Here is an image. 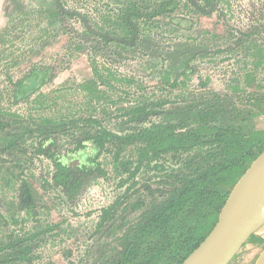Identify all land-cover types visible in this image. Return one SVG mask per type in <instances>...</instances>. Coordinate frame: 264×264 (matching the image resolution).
<instances>
[{"label": "trees", "instance_id": "trees-1", "mask_svg": "<svg viewBox=\"0 0 264 264\" xmlns=\"http://www.w3.org/2000/svg\"><path fill=\"white\" fill-rule=\"evenodd\" d=\"M110 1L115 5L114 13L101 14L100 25L96 24L98 29L90 26L83 15L67 14L62 7L57 9L60 16H77L85 32L81 35L94 39L90 44L91 51L96 55L104 52L109 57L111 49H120L117 55L122 56L135 48L147 47L150 41L154 43L157 40L154 30L162 26L161 18H167L168 24L179 28L186 27V20L176 13L182 7L189 6L195 12L199 10L193 0ZM200 1L209 8L202 9L203 12L199 10L201 13L218 12L219 0ZM262 19L243 30L236 29L237 34L231 36L225 49L214 52H237L244 45L245 57H252L253 52L261 55L255 67L245 74L246 78L257 77L259 67L264 63V40L260 38L264 31ZM205 49L209 48L193 46L183 39L181 43L169 46L165 57L160 56L164 64L160 70L161 79L172 82L169 84L171 90L184 86V79L195 74L194 61L203 55H211L205 53ZM101 55L104 58V54ZM239 55L242 56V52ZM173 62L176 70L172 79L169 77ZM49 72V69L34 68L21 80L10 79L15 102L29 101L36 94L45 98L41 92L50 82ZM254 80L258 81L257 78ZM108 81L95 68L94 79L78 85L82 97L78 104L80 114L71 112L75 108L65 107L59 113L36 121L31 114L12 113L0 107V171L7 177L1 176L13 185L18 183L17 202H8L16 207L15 211L3 212L0 206V227L17 226L39 210L36 204L39 192L24 177L21 164L11 161L10 156L24 163L28 162V155L30 160L36 158L47 162L51 170L42 186L56 189L67 203H75L94 182L107 177L101 161L104 155L111 154L119 163L122 151L127 146H136L137 172L143 166L159 163L168 154L196 153L193 158H199V164L190 167L187 173L172 176L174 181L162 198L147 206L135 223L125 228L118 239V248L112 250L103 263L182 264L212 231L233 187L264 151V130L253 126V119L264 114V90H261L264 88L243 94L234 88L230 94L200 96L171 108L166 106L168 102L155 105L134 101L121 107L123 113L118 117L120 124L134 126L124 132H115L108 128L109 118L113 119L111 104L104 108L107 101H100L107 90L113 88ZM118 94V99L126 97L124 92ZM87 104L94 107L90 112L84 109ZM187 158L191 160L192 157ZM192 163L193 160L190 166ZM126 165H132V162ZM115 212V203L103 209L98 228L104 227ZM56 227L39 224L30 232H11L5 240H0V264H33L40 235ZM247 243L262 244L264 238L254 234Z\"/></svg>", "mask_w": 264, "mask_h": 264}, {"label": "rangeland", "instance_id": "rangeland-1", "mask_svg": "<svg viewBox=\"0 0 264 264\" xmlns=\"http://www.w3.org/2000/svg\"><path fill=\"white\" fill-rule=\"evenodd\" d=\"M200 5L205 6V10L209 9L203 2ZM59 6L66 12L83 15L89 25L96 29V24L100 25L99 16L107 11H111L109 14L112 15L115 9L110 0H1V108L12 113L31 114V118L36 121L59 113L65 107L75 108L70 111L80 114L78 104L82 102V97L78 85L94 79L97 68L113 87L100 98L102 102L107 101L104 108L111 104L113 119L109 118L111 123L108 128L124 132L134 125L120 124L118 117L123 113L120 108L134 101L155 105L168 102L166 106L171 108L200 96L230 94L234 88L241 94L264 88V63L260 65L257 77H245L261 55L253 52L252 57H245L244 52L247 50L244 45L243 49L239 48L241 51L214 54L219 49H225L231 36L237 34L236 29L243 30L253 25L254 21L263 20L264 0H219L218 12L212 14L199 10L195 12L189 6L182 7L176 13L186 20V27L179 28L175 24H168L167 18H161L162 26L154 30L157 39L154 43L150 41L147 47L135 48L122 56L117 55L120 49H111L110 57L104 52L96 55L91 51L93 37L81 35L85 32L77 16H60L57 12ZM104 20L108 21L107 18ZM260 36L264 40V31H261ZM183 39L193 46H206L209 49H205V53L211 55H203L194 61L192 66L195 74L184 79V86L171 90L169 84L172 82L161 79L160 70L164 64L160 56L165 57L169 46L179 44ZM101 54H104V58ZM34 68L50 70V82L41 92L45 98L36 94L29 101L16 103L10 79L21 80ZM175 70L173 62L172 76L169 78L173 79ZM236 80L237 84L233 83ZM122 92L126 97L118 99L117 94L120 96ZM114 103L120 104L115 107L112 105ZM93 108L91 104L84 107L87 112ZM253 124L256 129L264 130V114L256 116ZM135 148L127 146L122 151L120 164L112 159L111 154L104 155L101 161L107 170V177L94 182L75 203H67L56 189L42 186L51 170L47 162L36 158L30 160L28 155V162L24 163L10 156L11 161L21 164L24 177L39 192V201L36 203L39 210L17 226L1 225L0 240H5L11 232H30L39 224L57 226L40 235L33 264H103L112 250L118 248V239L125 228L135 223L147 206L162 198L174 181L172 176L187 173L190 167L194 168L200 162L199 158H193L196 153L178 156L168 154L159 163L143 166L136 172L138 164ZM187 157L192 158L189 160ZM130 162L132 165H126ZM14 172L20 173L18 169H14ZM1 175L7 177L0 171V206L3 212H14L16 207L8 202H17L18 183L13 185V182L3 180ZM114 203L115 215L104 227L98 228L102 210ZM258 235L264 238V227ZM263 256L264 243H247L230 264H257Z\"/></svg>", "mask_w": 264, "mask_h": 264}, {"label": "water", "instance_id": "water-1", "mask_svg": "<svg viewBox=\"0 0 264 264\" xmlns=\"http://www.w3.org/2000/svg\"><path fill=\"white\" fill-rule=\"evenodd\" d=\"M261 203H264V151L233 187L212 231L182 264H230L264 227V218L255 214ZM257 264H264V256Z\"/></svg>", "mask_w": 264, "mask_h": 264}, {"label": "bare ground", "instance_id": "bare-ground-1", "mask_svg": "<svg viewBox=\"0 0 264 264\" xmlns=\"http://www.w3.org/2000/svg\"><path fill=\"white\" fill-rule=\"evenodd\" d=\"M255 214L260 218H264V203L256 206Z\"/></svg>", "mask_w": 264, "mask_h": 264}, {"label": "flooded vegetation", "instance_id": "flooded-vegetation-1", "mask_svg": "<svg viewBox=\"0 0 264 264\" xmlns=\"http://www.w3.org/2000/svg\"><path fill=\"white\" fill-rule=\"evenodd\" d=\"M202 3V1H198V2H196L195 0H193V4H195L196 6H197V8L201 11V12H203V10L202 9H206L205 8V6H201L200 4ZM59 7H61V6H59ZM65 11V10H64ZM66 12V11H65ZM67 14H72L73 12H66Z\"/></svg>", "mask_w": 264, "mask_h": 264}]
</instances>
